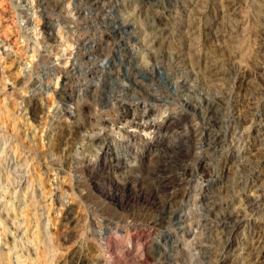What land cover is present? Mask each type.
Returning a JSON list of instances; mask_svg holds the SVG:
<instances>
[{
    "label": "rangeland",
    "instance_id": "1",
    "mask_svg": "<svg viewBox=\"0 0 264 264\" xmlns=\"http://www.w3.org/2000/svg\"><path fill=\"white\" fill-rule=\"evenodd\" d=\"M180 1L175 20L172 14H166L158 7L153 8L162 16L159 26H166L175 34L183 32L180 38L174 36L172 41H168L170 48L176 45L180 46L183 53H192L197 68L208 64L206 58L197 59L199 55L224 54L219 70L204 68L202 71L201 75H206L208 80L203 87H209L213 93L219 92L224 98L230 80L223 79L221 72L227 66L238 67L233 85L239 98H243L239 114L256 117L253 121L248 118L244 124L239 123V130L236 128L235 132L238 140L230 143L226 126L219 128L218 137L225 142L214 154L204 153L198 148L197 141L205 130L201 122L194 119L193 112L181 106L190 96L187 91L180 100L167 99L166 103L155 107L154 114L146 121L130 115L117 125L95 124L80 134L79 141H73L70 127L74 119L66 114V108L76 101L78 94L84 99L94 80L90 76L81 77L79 81L67 79V69L73 59L70 51L75 50V42L91 41L92 50L103 53L115 46L114 38L109 31H78L73 24L64 21L57 26V14L46 8L45 0H0V256L3 258L5 255L0 264H8L9 261L11 264H45L47 254L54 259L52 264H75L80 257L83 258L82 264H154L146 255L152 244L155 246V238L160 239L161 230L172 237L175 234L178 236L174 252L182 253L194 239V232H203L206 212H198L202 224L187 233L172 220L166 219V222L161 223L163 226L158 223L156 227L151 220L138 218L132 213L129 218L125 217L124 213L141 206L135 193L136 186H143L148 191L153 185L152 177L125 184L124 190L118 191L112 202L107 203L110 210L105 211V214H99L101 206L96 209L95 205L86 201V196L98 195L100 191L102 200L106 199V179L125 177L148 167L152 160L167 157L171 148L163 150L159 148V143H165L172 137L171 134L179 135L181 129L175 126L179 118L186 121L185 126L191 131L187 138H182L186 143H181L184 147L189 144L191 155L187 169L180 174L175 173L182 179L176 187L177 196L169 205L170 208L182 204L188 194L195 196L194 189L197 194L208 189L212 192L210 196L216 197L218 202L214 212H220L222 201L229 197L224 176L232 172L236 164H233V160H260L257 176L261 183V199L255 215L249 211L245 215L239 213L241 222L231 236L227 252L218 254L219 257L214 253L209 256L210 259L195 262L264 263L262 239L254 243L251 236L244 235L246 225L252 220H256L259 231L264 232V93L261 88L264 86V0H215L214 6L209 5V0ZM205 4L212 6L210 14L199 19ZM71 17L67 16V19ZM49 23L55 26L47 30L46 25ZM56 31L60 32V36ZM49 33L52 35L46 37ZM68 41L75 44L70 45ZM115 60L119 62L121 56L116 54ZM175 68L183 77L189 78V67ZM140 75L142 78L147 77L142 73ZM157 76L164 81L165 70L160 69ZM57 79L59 83L56 84ZM195 81L200 87L199 82ZM120 84L126 86L125 82ZM259 89L261 93L256 95ZM224 101L227 99L224 98ZM220 106L227 116V104ZM250 125L251 128H247ZM26 157L28 161L24 160ZM169 160L172 162L171 158ZM215 160L218 165L214 164ZM100 175H106L107 178ZM207 177L208 182L205 181ZM201 181L205 187L203 189H200ZM188 206L194 207L190 203L184 206L185 209ZM111 211L124 216H120L122 221H117L119 216L112 219L110 228L113 232L107 240L100 234L96 221L102 215L110 220ZM198 214L185 216V222L195 220ZM216 232L218 237L219 230ZM53 234L57 246L54 251L44 254L43 240ZM178 260L175 264H190L182 255Z\"/></svg>",
    "mask_w": 264,
    "mask_h": 264
},
{
    "label": "bare ground",
    "instance_id": "2",
    "mask_svg": "<svg viewBox=\"0 0 264 264\" xmlns=\"http://www.w3.org/2000/svg\"><path fill=\"white\" fill-rule=\"evenodd\" d=\"M209 1V5L214 6V2L216 1ZM45 3L46 8L49 7L52 13L57 14V18L55 19L58 23L57 26L60 25L61 21H64V23L73 24L78 31L93 32L97 29L100 31H109L114 38L113 44H115V46L109 47L108 51L103 53H95L92 50L93 46L91 41L75 42V50L71 49L70 51L71 55H73V59L67 69V79L71 78L78 80L81 77L84 79L90 76L91 80H94V83L89 89L90 91L85 94L84 99L82 95L78 94L76 101H72L71 105L66 108V114L68 116L71 115L72 119H74L72 128L70 127V129H72L71 139L73 141H79L80 134L88 131L90 126H94L95 124L105 126L111 123L117 125L121 122L120 120L128 119L130 115H135V118L140 121H146L154 114L156 110L155 107L161 106L162 103H166L167 99L173 101L180 100L183 96L182 94L186 91L189 92L188 95L190 96L186 98V101L181 103V106L190 109L195 116L194 119H197L203 125L205 131H203L199 137L197 145L204 153L214 154L218 149L220 150L221 146H224L225 141L218 137L219 128L223 127V125L226 126V132H228L229 141H226L230 143L231 141L238 140L235 132L239 123L244 124L248 118L252 119V121L255 120V115L249 117L248 114H244V116L239 114V110H241L242 107L240 102L243 98H239V95H237L238 91H235V86L233 85V81L238 75V67L231 65L227 66V68L225 67L224 70L221 69V77L230 80L228 88L225 91L226 94L224 95V98L227 99L226 102L224 98L220 96L219 92L213 93L209 87H203L208 80L206 79V75H201L202 71L204 68L209 70L218 68L217 70H219V67L222 65H220V61L223 60L222 57L224 54L207 56L204 52L205 54L202 56L199 55L197 59L206 58V63L208 64H205L204 67H200L199 65L197 68L195 67L197 61H195L192 53H183L180 46L176 45L170 48L168 41H172L173 38H175L174 36H176V39L180 38V34L183 32L180 31L175 34L173 30H170L166 26H159L161 25L162 16L153 8L158 7L165 11L166 14H172L175 20L176 14L179 11L178 6L181 3L180 0H45ZM210 7L212 8V6ZM210 7L206 5L203 8V11L199 15V19L210 14ZM64 12L67 15H65ZM65 16L66 20H64ZM67 16L72 17L67 19ZM75 16L76 18L74 19ZM54 26V24L49 23V25H46V28L49 30L53 29ZM52 32L54 31L52 30ZM58 32L59 31H56L57 34ZM57 34L55 37L59 35ZM51 35L52 34L49 33L46 37ZM197 42L202 45L200 41ZM69 43L70 45L75 44L72 43V41ZM116 54L121 56L119 62L115 60ZM176 66L177 68L189 67L190 69L187 71L189 72V78L186 76L183 77L181 72L177 71L175 68ZM160 69H164L166 72V79L164 81L157 76V72ZM140 73L147 75V77L142 78ZM195 80L199 82L200 87L197 86ZM121 82H125L126 86L121 85ZM57 83H59L58 79L56 81V84ZM262 83L264 84V81ZM262 87V92L264 93V86L262 85L261 88ZM260 93L261 91L259 89L256 95ZM72 95L73 93H71L70 96ZM224 103L228 106L227 116L225 115L226 111L220 106ZM247 108H249V105ZM249 112L251 111L249 110ZM248 121L251 123L250 120ZM185 125L186 121L183 118H179L175 122L177 129H181L179 135L176 136L171 134L172 137H169L165 143H159V148L161 147L163 150L165 148H171V152L167 157L152 160L148 164V167L131 172L125 177L106 179L108 180L106 185L108 188L105 191L103 190L104 193L107 194L104 201L101 198L102 194L100 195V193H102V191L100 190L98 195L88 196V198L86 196V201L88 200L90 205H95L96 209L98 206L102 207L101 210L99 208V214L101 212L105 214V211L110 210L107 203L112 202L111 200L118 195V191L126 186L125 184H130L132 180L141 182L145 181L144 179L148 177H152L153 185L148 191H146L143 186H136L135 193L139 198L141 206H137L130 209V212L127 211L124 213L125 217L129 218L132 213L138 216V218L141 217L146 220H151L156 227L158 223L163 226L161 223L166 222V219L172 220V223L176 224L178 227L180 226L185 233H187V231H190L196 225L202 224V218L198 212L200 210L206 212L203 218L204 223L202 224L203 232L201 231L200 233L195 231L194 239L191 240L192 242L190 241L191 243L190 245L188 244V248H183L184 251L182 253L174 252V247L178 245V236L176 237L175 234V236L172 237L161 230L158 236L160 239L156 240L155 238V246L152 244L153 247H151V250L146 255V258L152 260L154 264H175L176 260H180L181 255L184 256L190 264H197L199 262L195 261H203L214 253L217 256L218 254L221 255L227 252L231 245V236L240 225V214L245 215L249 211L251 214L255 215L256 206L260 204L261 183L257 176V168L260 165V160L254 158L245 159L243 157L245 161H240L241 159L239 158L235 160L232 159L234 161L233 164H236L232 172L228 174L225 173L224 186L227 187L226 192L229 197L222 201L223 204L220 206V212H214V208L217 206L218 202H216V197L213 198V195L210 196L212 192L208 189L202 190L199 192L200 194H197L198 192L194 189L195 196L188 194L184 197L185 199L182 200V204L179 206H171L170 208L169 205L175 201L174 199L177 196L176 187L182 179L178 178L175 173L180 174L181 171L187 169L189 166L188 159H190L191 155V152L188 150L189 144H185L187 147L181 144L186 143L182 141V138H187L191 133ZM251 125L247 128H251ZM237 129L239 130V128ZM94 143H96V141ZM170 158L172 162L169 160ZM24 160L28 161V157ZM214 164L218 165L217 160L214 161ZM100 176L107 178L106 175ZM12 180H14V177H12ZM205 181H209L208 177ZM197 187L198 185L196 188ZM203 188L205 187L202 185L201 181L200 189ZM123 190L124 189H122V191ZM191 198L193 199L192 202H190ZM120 201L121 200H119V202ZM190 203H193L194 207L188 206V209H185L187 206H184ZM124 208H126V206ZM190 213L198 215L195 220L190 219L188 222H185L186 219H184V217ZM118 214L119 212L117 211H111L110 220L107 219V216L104 217V215H102L101 219L96 221L101 230L100 234L107 240L111 238L113 232L110 228L112 219H116V217L119 216L117 221H120L122 219L120 216H124ZM28 216L27 214L26 218H28ZM29 219L30 217L28 220ZM66 219H68V217ZM125 221H127V219ZM246 228L244 235L246 237L251 236L250 239L252 242L257 243L260 239L264 242V235L262 234L264 232L261 233V231H259L256 220L249 221ZM57 230L55 231L56 234ZM216 230H219L218 237L215 235ZM53 237H55L54 234L50 235L48 239L43 240V245L45 246L43 249L44 254L54 251V248L57 246ZM39 255L41 256L42 252L38 254V258ZM47 255L48 257L45 264H52L54 259L52 260L49 254ZM3 258H5V255H3ZM3 258L0 256L1 262ZM53 258H55V256ZM82 262L83 258L80 257L75 264H82ZM208 262L207 260L204 263L207 264ZM200 263L203 264V262ZM8 264H11V262L9 261Z\"/></svg>",
    "mask_w": 264,
    "mask_h": 264
}]
</instances>
